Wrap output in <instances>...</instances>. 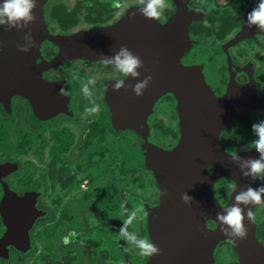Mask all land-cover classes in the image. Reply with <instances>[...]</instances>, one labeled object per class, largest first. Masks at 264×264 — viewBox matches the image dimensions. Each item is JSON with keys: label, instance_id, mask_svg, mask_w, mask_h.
I'll return each mask as SVG.
<instances>
[{"label": "flooded vegetation", "instance_id": "obj_1", "mask_svg": "<svg viewBox=\"0 0 264 264\" xmlns=\"http://www.w3.org/2000/svg\"><path fill=\"white\" fill-rule=\"evenodd\" d=\"M129 1L49 0L45 24L34 17L33 26H8L12 33L25 37L28 45L21 64L11 59L10 38L8 47L0 48L9 53L0 56V264H145L149 257L140 256L135 244L121 238L120 228L133 210L142 207L127 230L150 242V229L160 215L159 207H154L160 189L152 170L138 163L128 166L127 150L148 142L171 150L182 133L196 138L201 114H208L213 124L217 113V120L226 123L220 138L228 154L255 148L258 136L252 125L264 120V106L248 109L254 91L264 96V30L255 24L249 27L247 15L259 0H162L164 17L186 6L196 16V11L204 13L191 22L190 29L207 52L204 69L209 83H214L213 102L208 89L200 88L198 95L205 92L203 99H183L179 107L176 95L167 91L152 102L149 111L137 113L145 129L141 133L114 130L104 111L110 82L127 80L131 74L104 60L51 61L59 51L58 34L81 21L100 23L122 16ZM128 49L134 55V49ZM169 57L174 58V53L169 55L158 44L152 46V77L160 74L159 61ZM135 71L144 75L140 66ZM84 84L91 98L82 91ZM66 100L68 107L62 109ZM92 107L98 111L85 112ZM113 140L118 142L112 146ZM245 167L249 168L248 163ZM134 172L147 179L142 186L130 188L127 179ZM254 175L259 186L252 188L264 185V169ZM235 188L236 181L224 177L214 196L222 205L227 202L223 195ZM192 198V210L205 219L201 204L213 200ZM252 214L259 246L253 242L250 250L261 252L264 194L262 203L253 205ZM206 226L201 230V249L206 244L203 238L214 237L219 228L213 220ZM213 245L215 264H220V254L228 255L222 264H239L231 240Z\"/></svg>", "mask_w": 264, "mask_h": 264}, {"label": "water", "instance_id": "obj_2", "mask_svg": "<svg viewBox=\"0 0 264 264\" xmlns=\"http://www.w3.org/2000/svg\"><path fill=\"white\" fill-rule=\"evenodd\" d=\"M48 1L32 0L35 6L31 9L30 15L39 17L42 24H45L46 3H48L46 13L49 16L50 3ZM148 2L149 0H143V3L141 0L129 1L127 10L122 16L100 23L81 21L56 36L59 51L51 61L57 63L66 64L78 57L112 60V63H115L113 58L123 46L133 48L134 55L141 60L140 67L143 69L144 75L123 80L124 87L119 90L113 89V85L117 81L110 82L107 87L104 111L114 130L132 129L136 133L145 131L144 127L139 124L137 113L141 110H144L145 113L149 111L152 102L167 91L176 95L179 107H181L183 99H186V102L196 100V96L198 99H203L202 96L205 92L201 96L198 95L200 88L202 91L208 89L207 93L210 92L209 97H212L211 102H213L211 91L214 83H209L210 78L206 76V68L204 69L207 63V52L199 46L196 35L190 29L191 22L203 18L204 13L196 11L198 14L196 16L194 12L188 11L186 6V8L181 7L176 10L169 17H164L161 13L160 18L155 20L143 15V9L147 7ZM3 4L4 0H0V8L3 7ZM0 20L4 21L0 23L2 26L0 40L3 42L0 48L5 45L8 47L10 38L11 59L18 64L23 63L28 44L25 37H21L19 33H12L14 31L8 26H33L36 24L35 19L22 18L12 22L5 15L0 14ZM124 32L127 36H123ZM157 44L164 48L165 52H169V55L174 53V58L169 57L165 61H159L162 64L159 67L160 74L157 78L156 76L152 77L142 96H136L132 86L143 81L147 71L150 75L151 62H153L151 49ZM181 49L183 52H180ZM185 52L186 57L182 59ZM7 54H9L7 50L1 52L0 49V56ZM161 68L173 70V72H162ZM189 69L190 71H188ZM252 85L255 89L254 81ZM251 96L253 97L252 102L248 98L246 100L251 102L249 109L246 108L248 111L255 106H264V96H259L256 91H254V96ZM66 106L68 107V100L64 102L62 109H65ZM241 111L242 109L240 114ZM208 118V114L205 117H202L201 114V126L198 127V131L196 130V138L193 139L188 133L184 137L182 133L178 144L171 150H164L150 142L148 145L132 147L127 150L128 166L131 167L138 163V165L142 164L152 170L160 193L163 192V195L159 197L158 206H154L159 207L156 211L160 215L155 226L150 227V242L154 243L161 251L159 254L149 257L145 264H215L213 243L226 238L234 243L233 247L240 260L239 264H264V248L261 252H251L250 250V244L253 242L259 246L255 232L252 230L254 221L247 218V211L249 209L252 211L253 205L236 202L234 199L236 195L247 192L249 187L259 186L256 177L254 179L251 173V162L254 159V161L260 160L262 163L264 157L255 147L235 154L236 158L232 159V155L224 150L220 138V133L226 127V123L217 120L218 113L213 124H210L211 121ZM211 119L213 120V117ZM181 128L184 132V125ZM199 144L201 147L197 148L200 146ZM227 163L232 165L226 166ZM247 163L249 168L245 167ZM245 173H249V175H245ZM224 177L234 179L236 188L227 195H223L227 202L221 205L217 200L218 197L214 196V192L219 181ZM185 193L196 199L213 200L214 203L201 204L206 211L205 219L201 218L200 213L196 214L197 210L194 213L192 200L186 203L182 199ZM216 201L217 203H215ZM237 203L245 216L243 221L247 228V238L245 239L227 237L221 231V227L231 233V226L226 223L221 224L222 222L217 220V213L226 216L231 206ZM215 208H217L216 211ZM195 214L196 217H194ZM210 220L217 222L219 228L215 231L214 237L209 234L203 238L205 239L204 244H206L201 249V230L204 227L207 228V222Z\"/></svg>", "mask_w": 264, "mask_h": 264}, {"label": "clouds", "instance_id": "obj_3", "mask_svg": "<svg viewBox=\"0 0 264 264\" xmlns=\"http://www.w3.org/2000/svg\"><path fill=\"white\" fill-rule=\"evenodd\" d=\"M143 3V0H141ZM35 5L32 3V0H4L3 7L0 8V14L5 15L9 21L15 22L22 18H26L27 20H32L34 17L30 15L31 9ZM115 7H119V5H115ZM163 4L162 0H149L147 7L143 9V15L146 18L150 19H159L161 15L160 9H162ZM4 21L0 20V23ZM247 24L250 27L251 25H258L261 30H264V0H259V3L256 7L253 8L251 12L247 15ZM123 57V58H121ZM116 66L120 69L122 73L125 75L131 74L132 76H137L135 70L138 66L141 65V60L139 57L133 55L127 46H123L120 49V52L115 55L113 58ZM108 63H112V60H108ZM152 80V76L148 75L145 79L134 86L132 89L136 96H142L144 90L147 88L149 82ZM124 87V82L122 80L117 81L113 85L114 90H119ZM82 91L86 96L91 98L92 93L88 90L87 85L84 84L82 86ZM93 104H95L94 100H91ZM98 111L97 107L86 108V113H95ZM253 132L258 136V139L253 143L258 152L261 153V156L264 157V120L259 123H255L252 125ZM235 155H232V159H235ZM262 169H264V163H261L260 160H255L251 162V173L253 174V178L255 179L256 173H259ZM245 175H249V173H245ZM262 194H264V186L258 188L249 187L247 192L238 194L235 196L236 202H244L245 204L251 203L252 205L262 203ZM160 195H163L161 191ZM182 199L188 203L193 198L185 193ZM137 212H143V208H139L133 210L129 217L124 221V224L120 228V237L124 238L129 244H135L136 248L139 250V255L142 257H151L153 254H159L160 249L152 242H149L147 239H138L137 236L133 233H129L127 230V226L132 222L133 219L136 218ZM143 218V217H141ZM247 218L251 221L253 219L252 211L249 209L247 211ZM245 219L243 210L237 204L231 206L228 214L226 216L217 213V220L219 222L226 223L231 226L232 232L229 233L227 229L221 227V231L227 237H238L240 239L247 238V228L245 227L243 221ZM236 242V241H235Z\"/></svg>", "mask_w": 264, "mask_h": 264}, {"label": "rangeland", "instance_id": "obj_4", "mask_svg": "<svg viewBox=\"0 0 264 264\" xmlns=\"http://www.w3.org/2000/svg\"><path fill=\"white\" fill-rule=\"evenodd\" d=\"M118 141H111V145H115ZM129 172V171H128ZM146 175H142L138 172H134L130 175H128V179H127V184H128V187L130 188H133V187H139V186H142V182H144L147 177L145 178ZM129 197V195H128ZM226 260H228V255L227 254H220L218 256V261H220V264H222V262H226Z\"/></svg>", "mask_w": 264, "mask_h": 264}, {"label": "trees", "instance_id": "obj_5", "mask_svg": "<svg viewBox=\"0 0 264 264\" xmlns=\"http://www.w3.org/2000/svg\"><path fill=\"white\" fill-rule=\"evenodd\" d=\"M240 140H243V139H240ZM238 143H240V142H238Z\"/></svg>", "mask_w": 264, "mask_h": 264}]
</instances>
